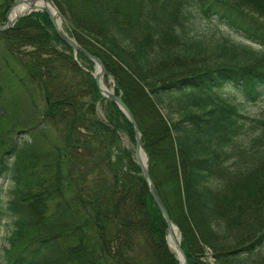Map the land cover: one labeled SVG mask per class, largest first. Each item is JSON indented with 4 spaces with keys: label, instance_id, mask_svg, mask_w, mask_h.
I'll use <instances>...</instances> for the list:
<instances>
[{
    "label": "trees",
    "instance_id": "obj_1",
    "mask_svg": "<svg viewBox=\"0 0 264 264\" xmlns=\"http://www.w3.org/2000/svg\"><path fill=\"white\" fill-rule=\"evenodd\" d=\"M16 1L0 0L1 24ZM52 1L135 116L189 264H264V116L254 124L220 94L264 97V0ZM181 6L259 49L194 36ZM0 42L7 264H180L135 152L122 146L123 134L136 143L133 126L102 98L94 63L76 60L44 12L0 31Z\"/></svg>",
    "mask_w": 264,
    "mask_h": 264
},
{
    "label": "rangeland",
    "instance_id": "obj_2",
    "mask_svg": "<svg viewBox=\"0 0 264 264\" xmlns=\"http://www.w3.org/2000/svg\"><path fill=\"white\" fill-rule=\"evenodd\" d=\"M180 10L182 12L183 22L187 24L188 26H190L191 28H193L194 36L199 35L200 37L211 38L215 42H218V40H220L221 38H225L235 44L250 45L256 49H259L257 45L246 41L241 33L234 31L230 28L224 27L218 24L217 21L211 22L208 20H204L194 7H192L191 11H189L187 10L186 7L181 6ZM62 20H63V25H64L65 21L63 18ZM2 45L3 44L0 42V49H1L0 52L3 54L4 49ZM12 65L15 68V71L17 73H23L21 74L22 76L21 78L28 80V76L25 73L26 70L23 67H21L20 64L12 60ZM13 82L15 81L13 80ZM105 83L109 90H112V89L116 90V87H114V84L111 78L107 79ZM220 94L225 99L233 101L236 104H241L243 108L242 109L243 113L249 116L250 121H252L254 124H256L255 121L262 119V117L264 116V97H262L256 103H247L242 97V95L232 87L222 89L220 91ZM39 102H40V99H39ZM174 103L176 104L177 101H174ZM160 109H161L162 115L166 117V119L168 120L169 111L164 107H161ZM98 114L101 119H105V115H106L105 104L98 105ZM121 143L123 147H126L127 149L133 150V152H135V144L130 141L127 135L123 134L121 136ZM0 186L1 188H3L1 202L3 205V210H5L8 204V201L10 200L11 183L8 180H1ZM13 229H14V226H13L11 218L9 216H3L0 222V264H7L8 260L10 259L11 252H8V250H10L11 248L10 237L12 235ZM258 256L264 257V248L261 251L257 252L256 257ZM208 259L213 262L211 257H208Z\"/></svg>",
    "mask_w": 264,
    "mask_h": 264
},
{
    "label": "water",
    "instance_id": "obj_3",
    "mask_svg": "<svg viewBox=\"0 0 264 264\" xmlns=\"http://www.w3.org/2000/svg\"><path fill=\"white\" fill-rule=\"evenodd\" d=\"M27 1L33 3L37 0H19V1L15 2L13 4V6L11 7V9L7 13V16H6L7 24L2 25L0 23V31L6 32V31L12 29L22 18L27 17L33 13L45 12L47 14V16L49 17L52 25L54 26L59 38L67 46H69L70 48L73 49L74 55L77 56L78 53H81L87 59H89L90 61H92L95 64L96 72L93 74V76L96 80L97 87L99 89V92H100L102 98L109 101L110 103L115 104L118 107V109L125 115V117L129 120V122L133 126L134 136H135V141H136V145H135L136 162L142 170L143 176H144V178H145V180L149 186V190H150V193H151L153 199L155 200L161 214L163 215L164 219L166 220L168 244H169L170 248L177 254V257L180 261V264H189L188 259H187V255H186V253L182 247V234H181L178 226L171 219L169 212L165 206V203L162 200L160 193H159L158 189L156 188V186L152 180L151 174L149 172L148 157H147V154L145 152V147H144V143L142 140V133H141L140 128L138 126V123L135 119V116L133 115V113L129 109V107L126 105V103L123 101L121 96H118L115 93V89H112L109 91V90H105L103 88V81L105 80V77L108 74L104 63L102 62L101 59L92 55L86 49H84L80 44H78L77 41L75 39L71 38L68 35V33L62 27H59L57 19H56L55 15L53 14V11L48 7L37 8L33 4L32 8L29 11H27L26 13L19 15V16L15 17L14 19H10V14L13 11V9L15 7H17L18 5H20L24 2H27ZM42 1L45 2L46 4L49 3L55 9L57 14L61 17V14H60L57 6L54 4V2H52L51 0H42ZM61 19H62V17H61ZM112 81H113V83L115 82L114 79ZM143 154H144V156H143ZM175 229H177L179 231V234H180L179 238H177V236L175 234ZM170 240H172L174 246L171 245Z\"/></svg>",
    "mask_w": 264,
    "mask_h": 264
},
{
    "label": "bare ground",
    "instance_id": "obj_4",
    "mask_svg": "<svg viewBox=\"0 0 264 264\" xmlns=\"http://www.w3.org/2000/svg\"><path fill=\"white\" fill-rule=\"evenodd\" d=\"M35 5L37 8H43V7H48L50 8L52 11H53V14L55 15L56 19H57V22H58V25L59 27H62L63 28V20L61 19V17L57 14V12L55 11V9L48 3L46 4L45 2H43L42 0H37L33 3L27 1V2H24L20 5H18L17 7H15L13 9V11L11 12L10 14V19H14L15 17L19 16V15H22L24 13H26L27 11H29L31 8H32V5ZM103 88L105 90H109L105 81H103ZM110 91V90H109ZM144 156V154H143ZM175 234L177 236V238H179L180 234H179V231L177 229H175ZM171 242V245L174 246L172 240H170Z\"/></svg>",
    "mask_w": 264,
    "mask_h": 264
}]
</instances>
